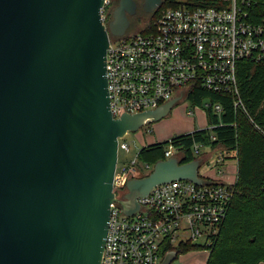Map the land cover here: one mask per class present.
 <instances>
[{
    "label": "water",
    "instance_id": "1",
    "mask_svg": "<svg viewBox=\"0 0 264 264\" xmlns=\"http://www.w3.org/2000/svg\"><path fill=\"white\" fill-rule=\"evenodd\" d=\"M136 0H0V264H100L118 140L167 117L179 98L113 119L106 51L124 37ZM163 0H142L152 14ZM201 162L175 157L126 183L123 212L158 185H202ZM170 252L161 264H170Z\"/></svg>",
    "mask_w": 264,
    "mask_h": 264
},
{
    "label": "built area",
    "instance_id": "2",
    "mask_svg": "<svg viewBox=\"0 0 264 264\" xmlns=\"http://www.w3.org/2000/svg\"><path fill=\"white\" fill-rule=\"evenodd\" d=\"M110 4L111 0H105L101 10L103 24H107ZM244 4L216 0L212 7L161 8L154 12L149 32L110 36L105 64L112 118L155 110L180 96L177 103L187 100L188 92L196 86L226 94L234 107L240 106L239 64H264V6L252 14ZM203 102H207L205 108L211 107L208 101ZM212 108L220 112L219 105ZM191 114L189 110L187 115ZM119 140L118 152H127V144ZM205 148L202 143L194 144L193 155L199 156ZM176 152L169 143L164 156L168 159ZM212 155L206 154L200 165ZM215 156L216 164L228 162L221 152ZM134 165L116 166L114 201L100 264H161L166 254L175 251L177 256L181 242L200 248L211 246L231 203L236 169L233 181L206 175L200 176L202 185L189 181L158 185L137 197L139 210L127 216L121 202H125L127 181L135 178ZM210 165L212 169L214 164ZM143 168L149 171L152 166L143 164ZM222 175L219 171L218 176Z\"/></svg>",
    "mask_w": 264,
    "mask_h": 264
},
{
    "label": "trees",
    "instance_id": "3",
    "mask_svg": "<svg viewBox=\"0 0 264 264\" xmlns=\"http://www.w3.org/2000/svg\"><path fill=\"white\" fill-rule=\"evenodd\" d=\"M239 1H243L246 11L252 14L261 12L264 6V0ZM117 3L118 0H111L107 23ZM181 5L212 7L216 0H163L159 9ZM155 14L147 18L138 33L150 31ZM237 87L241 100L238 107H234L233 99L226 94L194 87L188 92L187 100L192 106L208 101L211 106L205 108L208 128L143 147L137 154V159L143 164L153 166L166 160L164 152L171 143L177 149L174 157L180 164L194 160L203 162L206 156L196 157L192 152L194 144L202 143L212 153L221 152L226 161H236L237 179L233 196L212 245L200 248L190 242H181L177 246V254L208 251L205 264H264V64H239ZM213 105H219L220 112H215Z\"/></svg>",
    "mask_w": 264,
    "mask_h": 264
},
{
    "label": "rangeland",
    "instance_id": "4",
    "mask_svg": "<svg viewBox=\"0 0 264 264\" xmlns=\"http://www.w3.org/2000/svg\"><path fill=\"white\" fill-rule=\"evenodd\" d=\"M176 1L185 2L187 0ZM146 20L143 23H138V25H133L135 27L129 30L128 34L137 33L140 29H142V25L146 22ZM205 104H207V102H203L201 106H192L188 100L180 101L172 107V110L167 117L157 122L145 124L136 132L127 133L119 141L127 144L128 151L126 152L121 150L118 152L117 168H128L134 162L136 172L132 173V176L135 178L143 177V175L148 172L143 168V163L137 159L138 152L143 147L157 143L168 142L180 135L188 134L195 130L208 128ZM189 110L192 111L191 115H187ZM206 154L213 155L206 163L200 165L198 171L199 176L206 177V175H208L211 178H221L227 181H233V171L235 169L236 161L229 159L225 164H216L215 160L217 156H215V154H218V152L212 153V151L208 148L201 150L200 155L197 157L205 156ZM210 164H214L212 169V165ZM219 171L223 173L221 177L218 176ZM207 258L208 251L193 250L186 253L177 254L175 260L172 261L171 264H205Z\"/></svg>",
    "mask_w": 264,
    "mask_h": 264
},
{
    "label": "flooded vegetation",
    "instance_id": "5",
    "mask_svg": "<svg viewBox=\"0 0 264 264\" xmlns=\"http://www.w3.org/2000/svg\"><path fill=\"white\" fill-rule=\"evenodd\" d=\"M135 2H136V12L132 17H128L129 26L127 29V34H128L129 30H131L133 27H135L133 25H138V23H140V22L143 23L151 15V14L144 13V11L142 10V0H136ZM152 14H154V13H152Z\"/></svg>",
    "mask_w": 264,
    "mask_h": 264
},
{
    "label": "crops",
    "instance_id": "6",
    "mask_svg": "<svg viewBox=\"0 0 264 264\" xmlns=\"http://www.w3.org/2000/svg\"><path fill=\"white\" fill-rule=\"evenodd\" d=\"M235 167H236V165H235ZM236 169V168H235ZM235 169H234V171H235Z\"/></svg>",
    "mask_w": 264,
    "mask_h": 264
}]
</instances>
